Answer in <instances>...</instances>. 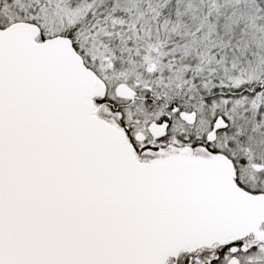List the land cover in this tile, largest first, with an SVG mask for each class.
<instances>
[{
    "label": "snow or ice",
    "instance_id": "obj_1",
    "mask_svg": "<svg viewBox=\"0 0 264 264\" xmlns=\"http://www.w3.org/2000/svg\"><path fill=\"white\" fill-rule=\"evenodd\" d=\"M0 264H264V0H0Z\"/></svg>",
    "mask_w": 264,
    "mask_h": 264
}]
</instances>
